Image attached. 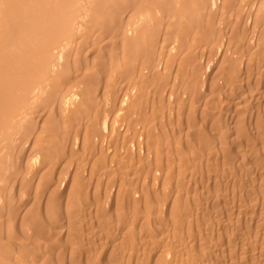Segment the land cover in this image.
<instances>
[{
  "label": "bare ground",
  "instance_id": "6f19581e",
  "mask_svg": "<svg viewBox=\"0 0 264 264\" xmlns=\"http://www.w3.org/2000/svg\"><path fill=\"white\" fill-rule=\"evenodd\" d=\"M0 264H264V0H0Z\"/></svg>",
  "mask_w": 264,
  "mask_h": 264
}]
</instances>
